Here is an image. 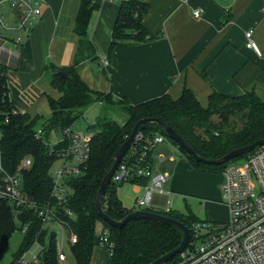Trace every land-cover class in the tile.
<instances>
[{
  "label": "trees",
  "instance_id": "obj_1",
  "mask_svg": "<svg viewBox=\"0 0 264 264\" xmlns=\"http://www.w3.org/2000/svg\"><path fill=\"white\" fill-rule=\"evenodd\" d=\"M118 4L108 51L110 56L120 42L143 43L160 38L159 35H152L142 23L148 9L146 0L118 1ZM99 7L100 3H94L93 0L81 2L75 26L79 37L75 64L97 53L88 36V28L93 13ZM75 64L68 68H53L51 83L61 96L58 99L48 98L51 112L45 120L39 115L22 113L13 105L7 81L8 66L0 61V141L5 165L9 170L16 171L24 158L32 159V166L22 169L24 190L33 199L41 203L50 201L56 206V220L63 224L71 249L72 261L67 264H90L93 251L98 247L102 235L97 233L98 223H102L109 232L108 248L112 251L107 264H151L178 247L183 232L177 227L144 218L131 220L122 228H114L98 214L96 208L97 193L113 165L114 154L128 138L136 122L147 117L159 118L175 129L197 154L216 160L234 149L264 139V102L253 91L239 96L215 91L210 95L207 106H203L189 88H185L176 99L165 94L138 104L127 99L114 101L111 93L90 90L78 75ZM60 72H66V75L63 76ZM99 101L116 104L126 118L122 122L107 118L95 121L89 157L82 172L69 178L68 191L62 200H53L50 171L58 156L49 151L51 148L61 150L68 142L50 146L51 135L53 131L63 132L74 126L85 110ZM39 128L43 132L42 139L35 137ZM139 133L144 138L156 133L166 135L159 125H144ZM169 140L178 148L182 159L192 170L222 172L228 164L208 165L198 162L178 143L170 138ZM141 141L140 147L145 143L144 140ZM129 154L127 152L123 159H127ZM147 181L142 177L134 180L137 183ZM121 184L123 183L111 180L103 198L105 211L118 221L134 210L125 207L120 200L118 189ZM147 210L178 219L188 227L201 221L193 215L181 216L174 210ZM24 225H27V231L16 256L39 241L44 246V251L38 264H65L66 260L60 262L57 254L56 231L48 227L39 233L42 222L36 213L24 211L16 218L14 207L4 201H0V253L12 234L18 229L22 230Z\"/></svg>",
  "mask_w": 264,
  "mask_h": 264
},
{
  "label": "crops",
  "instance_id": "obj_2",
  "mask_svg": "<svg viewBox=\"0 0 264 264\" xmlns=\"http://www.w3.org/2000/svg\"><path fill=\"white\" fill-rule=\"evenodd\" d=\"M146 1L148 9L142 23L160 38L120 42L110 56L119 4L104 2L93 13L88 28L97 53L75 64L79 48L75 26L82 0H40L42 15L34 29L29 34L19 33V46L5 44L19 54L17 58L3 56L10 61L9 96L17 110L35 116L38 114L30 112L35 102L45 98L49 105V97L58 99L61 93L51 83L53 68L74 64L90 90L111 93L114 101L127 99L138 104L165 94L176 99L189 88L203 106L215 91L232 96L253 91L264 102V0ZM195 9L202 11L198 18L193 15ZM248 30H253V40L262 55L245 46ZM105 59L109 60L107 66L101 63ZM61 135V131H53L51 141L57 142ZM171 149L181 159L177 160ZM152 158L153 173L168 175L164 188L171 191L172 198L176 193L220 198V189L207 183V174L192 170L174 144L157 146ZM167 160L173 163L171 171ZM149 183L121 184L118 196L123 205L133 208ZM161 196L166 203V196L154 193L152 209L157 210ZM209 199H204L205 206ZM109 259L108 251L95 247L92 264H107Z\"/></svg>",
  "mask_w": 264,
  "mask_h": 264
},
{
  "label": "built area",
  "instance_id": "obj_3",
  "mask_svg": "<svg viewBox=\"0 0 264 264\" xmlns=\"http://www.w3.org/2000/svg\"><path fill=\"white\" fill-rule=\"evenodd\" d=\"M118 1L127 0H93L100 5L104 2L118 3ZM7 8L12 10L13 23L9 22L6 12H3ZM201 13L200 9L193 11V15L197 18ZM41 15L40 0H0L1 62L9 66L10 61L4 60V57H19L18 52L11 51L5 44L12 43L19 46L21 44L19 33L29 34ZM252 36L253 30L246 31L245 46L262 55ZM101 63L107 66L109 60H102ZM42 133V129L39 128L35 134L36 139H42ZM93 136L94 131L91 129L84 131L72 126L62 132L60 140L50 141V146L63 141L68 142L61 150L56 151L51 148L49 151L63 161L60 168L50 171L53 200H62L68 191L69 178L82 172L83 165L89 157ZM141 140L145 141L142 147L139 146ZM165 143L171 142L162 133L147 138L139 133L128 150L130 152L128 158L122 159L111 179L117 183L134 182L141 177L150 181L145 186L143 196L135 200L134 210L152 209L154 193L167 197V208L164 211L172 210L174 203L172 193L164 188L168 182V175L153 173V152L157 146ZM159 158L163 160L164 156L160 155ZM31 166L32 159L26 157L16 171L9 170L4 162L0 141V201L8 202L14 207L16 218L24 211L36 213L42 222L39 233L45 231L52 223L65 230L63 224L56 220V206L53 202L41 203L24 190L22 169ZM221 173L223 175L221 191L223 203L229 211L228 220L207 219L192 223L189 227L190 238L185 249L165 264H264V145L229 162ZM26 231L27 225H24L22 232ZM108 233V229L102 231L98 247L110 253L112 250L108 248ZM72 241H75L74 237ZM56 248L60 262H64L66 253L59 242L58 232H56ZM43 251L44 246L36 241L30 249L15 256L11 264H38Z\"/></svg>",
  "mask_w": 264,
  "mask_h": 264
},
{
  "label": "rangeland",
  "instance_id": "obj_4",
  "mask_svg": "<svg viewBox=\"0 0 264 264\" xmlns=\"http://www.w3.org/2000/svg\"><path fill=\"white\" fill-rule=\"evenodd\" d=\"M11 9L7 8L3 10V12H6V17L9 20V22L13 23V18L11 15ZM33 111L30 110V112L37 113L40 117L43 119H47L50 115V107L48 105V102L45 98H42L39 102H35L33 106ZM111 119L116 120L119 122H122L126 116L123 113L122 109L117 106L116 104H102L98 102L97 104H94L87 108L83 114V116L75 123V127L81 130H94L93 124L98 119ZM52 137V135H51ZM172 150V149H171ZM171 152V151H169ZM177 160L181 159L179 157L178 152H176L174 149L171 152ZM237 160V159H236ZM165 164L167 166V169L171 171L173 163L169 162L168 160L165 161ZM63 165L62 160H57L51 171H54L58 168H60ZM208 175L209 178H207L209 184H213L217 189H220V198H207L202 197L200 194H173V206L172 210L180 214L181 216H189L193 215L197 219L203 221V220H210V221H227L228 220V207L223 203V195L221 191V184L223 181V175L221 172H204ZM205 200L209 199V202H207V205L205 206ZM167 208V205L165 203V198L160 197V205L156 207L157 210L164 211ZM52 226L54 231L59 233V242L61 246L63 247L64 252L66 253V262L70 263L72 259H70L71 249L70 244L67 236V232L63 230L62 228H59L56 223L49 224V227ZM19 227V226H18ZM104 230V225L102 223L97 224V233L101 234ZM24 240V233L22 230L18 229L16 230L10 239L8 240L7 244L2 248V251L0 253V264H11L13 259L15 258L16 254L20 250ZM199 244V243H198ZM35 249V248H34ZM93 260L91 261L92 264Z\"/></svg>",
  "mask_w": 264,
  "mask_h": 264
},
{
  "label": "water",
  "instance_id": "obj_5",
  "mask_svg": "<svg viewBox=\"0 0 264 264\" xmlns=\"http://www.w3.org/2000/svg\"><path fill=\"white\" fill-rule=\"evenodd\" d=\"M63 76L66 75V72H60ZM144 125H159L162 127L166 135L174 140L176 143H178L183 149H185L187 152H189L198 162H202L208 165H222L229 163L231 160L243 156L249 152H251L256 147H259L261 145H264V139L258 140L252 144H249L244 147H240L237 149L232 150L225 156L221 157L220 159L212 160V159H206L199 154L196 153L194 148L187 143V141L175 130L173 129L168 123L162 121L159 118L156 117H147L139 119L136 124L134 125L130 135L128 138L124 141V143L119 147V149L114 154V162L111 167V169L107 172L105 175L101 186L99 188V191L97 193L96 197V208L98 210V214L109 223L110 226L114 228H122L125 226L129 221L134 219H151L160 223H164L170 226H174L179 228L183 232V238L181 240V243L178 247L173 249L172 251L166 253L165 255L161 256L160 258L153 261L151 264H165L171 259H173L177 254L182 252L190 238V228L187 226L186 223L175 219L173 217L163 215L160 213H156L150 210H144V209H137L133 210L131 213H129L125 218L118 221L113 219L111 216L107 214L103 207V198L105 195L106 188L108 184L110 183L114 173L116 172L118 166L120 165L122 159L130 149L131 145L135 141L137 135L139 134L140 128Z\"/></svg>",
  "mask_w": 264,
  "mask_h": 264
}]
</instances>
